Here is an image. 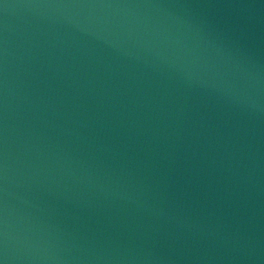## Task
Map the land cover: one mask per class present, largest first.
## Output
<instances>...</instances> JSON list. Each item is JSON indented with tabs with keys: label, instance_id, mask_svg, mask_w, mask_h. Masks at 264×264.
<instances>
[{
	"label": "water",
	"instance_id": "obj_1",
	"mask_svg": "<svg viewBox=\"0 0 264 264\" xmlns=\"http://www.w3.org/2000/svg\"><path fill=\"white\" fill-rule=\"evenodd\" d=\"M0 264H264V0H0Z\"/></svg>",
	"mask_w": 264,
	"mask_h": 264
}]
</instances>
